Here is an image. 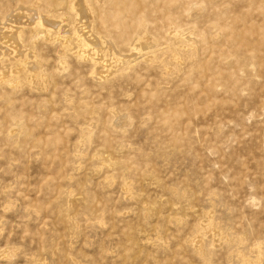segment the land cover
<instances>
[{
	"label": "rangeland",
	"instance_id": "374dc122",
	"mask_svg": "<svg viewBox=\"0 0 264 264\" xmlns=\"http://www.w3.org/2000/svg\"><path fill=\"white\" fill-rule=\"evenodd\" d=\"M61 1L2 8L68 30ZM90 1L122 63L41 39L47 87L0 81V264H264V0Z\"/></svg>",
	"mask_w": 264,
	"mask_h": 264
},
{
	"label": "bare ground",
	"instance_id": "6f19581e",
	"mask_svg": "<svg viewBox=\"0 0 264 264\" xmlns=\"http://www.w3.org/2000/svg\"><path fill=\"white\" fill-rule=\"evenodd\" d=\"M30 1L37 2L39 0ZM77 1L80 2V4H78V2L76 4L75 2L74 4L67 6L72 14L67 30V27L64 25L44 21L43 17L45 16H41L40 14L35 16L34 21L30 24L31 27L26 28V24L20 22L16 14L14 16V12L6 14L7 9L5 10L2 8L4 0H0V81L3 80L8 84L13 85L14 83L11 80L13 75L26 76L27 79L32 81L33 88L43 89L47 87L48 83L45 79V70L43 66L38 64V62L41 61V55L37 44L41 39H45L53 48L57 55L56 64L60 70L61 64L64 63V67L67 68L66 61L69 56H73L79 62L82 60L90 62L92 75L97 76L102 73L103 70L109 72L110 67H108L107 64L108 61H105L102 56L103 51L108 53V57L110 58L109 61L118 58L120 61L119 63L123 62L121 61L122 57L116 56L113 52V42L100 35L103 27L108 24L110 17L105 14L101 4H92V1L90 0ZM5 2L10 4L12 0H5ZM61 2H63V4L66 3L64 0ZM24 6L27 5H21L16 10L21 9L22 12H24ZM11 14L13 15L10 20L8 16ZM82 15H85L89 22L93 24H87ZM55 27H57L55 36L49 35V29H54ZM96 33L98 34L97 37L95 36ZM171 35L175 36L174 33H171ZM185 35L184 39L187 37ZM24 40H31V42L34 43L33 51L26 48ZM94 41L98 42L99 47L94 44ZM189 42L191 46L196 47L195 40L190 39ZM126 44L136 50L141 57L148 60L152 59V56L158 51L153 40L148 35H145L142 38L134 37ZM103 62L105 64H103ZM127 63H130V61ZM113 114L118 122L126 123V117L124 118L119 115L117 111H113ZM84 136L86 137V135ZM214 234L215 233H213V235ZM200 241L201 238L193 240L192 243L195 244L196 247H202L203 244L201 245Z\"/></svg>",
	"mask_w": 264,
	"mask_h": 264
}]
</instances>
